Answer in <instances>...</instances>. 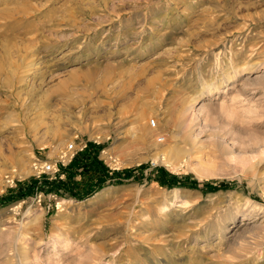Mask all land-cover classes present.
<instances>
[{"label": "rangeland", "instance_id": "rangeland-1", "mask_svg": "<svg viewBox=\"0 0 264 264\" xmlns=\"http://www.w3.org/2000/svg\"><path fill=\"white\" fill-rule=\"evenodd\" d=\"M0 264H264V0H0Z\"/></svg>", "mask_w": 264, "mask_h": 264}, {"label": "built area", "instance_id": "built-area-1", "mask_svg": "<svg viewBox=\"0 0 264 264\" xmlns=\"http://www.w3.org/2000/svg\"><path fill=\"white\" fill-rule=\"evenodd\" d=\"M153 124H155V120H152ZM87 147V143H83L82 146L79 148L80 150H84ZM78 148L77 145H75L74 143H70V145H68L66 152L64 153V156L62 157H67L69 156L70 158H72L75 153L77 152L76 149ZM69 154V155H68ZM42 171L43 172H48V173H53L55 174L56 172L59 171V163L58 162H44L42 163Z\"/></svg>", "mask_w": 264, "mask_h": 264}]
</instances>
